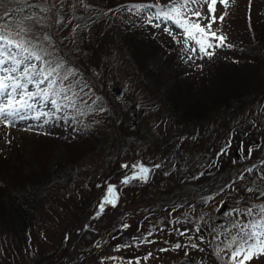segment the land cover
I'll return each mask as SVG.
<instances>
[{"label":"trees","instance_id":"obj_1","mask_svg":"<svg viewBox=\"0 0 264 264\" xmlns=\"http://www.w3.org/2000/svg\"><path fill=\"white\" fill-rule=\"evenodd\" d=\"M146 3L169 0H28L31 7L4 0L0 14L23 9L12 13L17 22L33 16L24 21L33 42L42 44L53 67L63 62L61 77L72 73L62 84L83 123L64 137L68 159L53 170L54 128L14 133L13 148L35 143L39 169L30 174L0 154V264L139 262L150 257L140 247L148 240L161 242L156 254L166 249V264H231L225 245L239 232L233 225L259 219L253 206L264 204V13L236 9L225 22L232 47L217 48L185 76L175 70L165 92L160 73L146 62L163 55L164 65L173 67L184 36L129 10ZM114 84L122 88L124 105L113 99ZM132 137V156L122 163ZM175 151L195 156L203 174L187 175L181 159L164 166L165 155ZM138 165L151 166L147 179L125 183ZM122 173L128 177H121L115 204L95 210L90 202L102 193L100 175ZM98 217L107 224L92 225Z\"/></svg>","mask_w":264,"mask_h":264},{"label":"snow or ice","instance_id":"obj_2","mask_svg":"<svg viewBox=\"0 0 264 264\" xmlns=\"http://www.w3.org/2000/svg\"><path fill=\"white\" fill-rule=\"evenodd\" d=\"M27 6L28 0H18ZM4 0H0V8L3 7ZM235 3V0H203V4L207 5V15H205L199 8L193 9L191 5L200 4L201 0H169L168 5L160 4H133L129 10L135 9L136 14L149 8H156L157 11L153 14L157 20L171 21L179 29L182 30L184 39L182 41L184 48L182 51L189 53L188 59L193 57L203 59L205 56L211 59L215 55L217 48L228 47L227 36L224 35L220 29H214L213 25L225 21L228 15L227 9ZM217 4L224 7L225 11L217 15ZM251 0H249V8H251ZM22 11L23 9H8L0 14V125L5 127L14 126L16 120L26 119L23 115L24 109H31L33 107L28 101L34 96L43 95L45 99L48 98L49 91L53 95H59L61 92H67L69 89L63 86L62 81L67 80L72 73L69 71L61 77V69H63V62L56 63L52 66V61L45 59L48 55L42 44L34 43L31 36L32 32L30 26L26 27L24 21H31L33 16H24L19 22L12 18L14 11ZM43 11H48L44 9ZM193 17L195 19H193ZM7 18V19H6ZM206 20L207 23H202ZM152 22V16L148 17V23ZM154 27L159 28L160 24L156 23ZM170 35L172 32L169 28H165ZM175 38V37H174ZM44 40H50L48 36H44ZM180 43L181 41H177ZM199 54V55H198ZM32 60L41 62L38 68L36 64L31 63ZM28 61L29 63H25ZM10 65V66H6ZM21 65H24L21 70ZM22 78L27 83H34L39 87V84L48 81V90L43 92H29L27 91V83L21 82ZM61 80V84L57 87V80ZM23 89L24 91H18ZM65 100H71L72 97L65 96ZM53 105L57 101H51ZM67 107H74V104L66 105ZM47 115V114H43ZM39 119V115L36 117ZM48 121L45 120V123ZM10 143V141H9ZM138 173L130 178L125 179V183L129 179H147L149 169L143 165H138ZM250 171V169H249ZM111 198L106 199V203L115 204L116 190L114 186L108 189ZM264 195V193H261ZM258 207V220H254L250 224H234L233 227H238L239 232L232 236L226 243L225 247L229 250V259L231 264H247L248 261L254 257L264 255V204ZM104 205L101 204L100 211H103ZM249 216L253 215V208L246 209ZM127 227V225H125ZM196 247V245H192ZM176 248L181 245H175ZM166 251V249H162ZM223 251V249H220Z\"/></svg>","mask_w":264,"mask_h":264},{"label":"rangeland","instance_id":"obj_3","mask_svg":"<svg viewBox=\"0 0 264 264\" xmlns=\"http://www.w3.org/2000/svg\"><path fill=\"white\" fill-rule=\"evenodd\" d=\"M152 1V0H149ZM154 1H163V0H154ZM151 4V3H146ZM201 7L200 4L191 5L193 9L199 8L205 15H207V5L203 4V0H201ZM251 8H249V0H235V3H232L231 6L227 9L228 15L225 17V21L221 25L220 23H216L213 25L214 29H220L221 32L226 35V30L228 29L225 26V22L234 16L236 9H239L241 14H263L264 13V0H251ZM225 11L224 7L220 4H217V15L223 13ZM155 13L154 8H149L141 11L139 14H136L139 18L145 19L148 23V17L152 16V22L156 19L153 15ZM194 18V17H193ZM195 19V18H194ZM151 22V23H152ZM202 23H207L206 20H203ZM159 24L162 28H169L174 35L182 34V30L179 29L176 25H174L171 21H164L159 20ZM227 36V35H226ZM184 48V47H183ZM182 48V49H183ZM179 52L177 57V64L173 67H168L164 65V56L163 55H156L150 57L146 64L147 66L152 69L153 71H158L160 73V82H161V89L165 92L169 91L174 83V78L172 74L175 70H179L182 72V76H185L186 71H190L193 69L199 68L203 59H199L197 57H193V59L189 60L188 55L184 51ZM199 55V54H198ZM26 64L29 63L28 61L25 62ZM31 63L36 64L39 68L41 66V62L32 60ZM10 66V65H6ZM24 65H21V70L23 69ZM143 77H145V70L141 72ZM21 82L27 83L26 80L22 78ZM61 81L57 80V87H59ZM115 85V84H114ZM112 85V86H114ZM110 86V88L112 87ZM48 81L39 84L37 87L34 83H27V91L29 92H43L48 90ZM18 91H24L23 89ZM114 95V94H113ZM70 95L67 92H61L58 96L53 95L52 91H49L48 98L45 99L43 95L34 96L28 102L33 105L31 109H24L23 115L26 116V119L23 120H16L14 122V126L12 127H5L0 125V154L5 159L10 160V165H14L19 170H22V174H30L32 171H36L39 169L38 164L34 160L32 154L35 148L34 141L32 142L31 139L25 140L20 145H17L13 148V136L14 133H26L28 136L32 134H42L45 132L50 131L51 129H56L59 135V139L56 141V146L54 147L53 154L49 161V170H53L57 162L64 161L68 159L67 151L63 147V139L65 136L69 135L68 133L73 132L79 124L83 123V118L81 115L78 114L75 107H67L66 105L74 104L73 99L65 100L64 97ZM123 93L116 96L114 95V101L118 102L119 104L124 105L125 98H121ZM128 96V95H127ZM55 99L57 101L56 105H53L51 101ZM47 114V115H43ZM39 115V119L36 117ZM120 119V116H118ZM117 118V119H118ZM45 120L48 122L45 123ZM117 123H115L116 125ZM10 141V143H9ZM34 143V144H33ZM135 143L134 137L128 138L126 142V147L121 154V162L126 163L130 160L132 156V149ZM34 146V147H33ZM17 150V151H16ZM120 157V155H119ZM19 158L23 161V164H19ZM181 159L183 162V168L185 173L189 175L195 174H203L198 172V161L195 156H188L181 151L170 152L165 155V158L162 161L164 166L171 164L172 162ZM14 162V163H13ZM203 165V164H202ZM19 166V167H18ZM149 170L151 166H146ZM138 171V168H137ZM179 174V173H178ZM127 174H109L105 176L101 174L98 178L99 183L102 186V193L99 195L100 198H95L91 201V204H95L94 209L96 210L103 204L105 206L106 199L111 198L109 196L108 189L110 186H114L116 193L119 184L121 183V177L123 178ZM106 177H108L106 179ZM128 177V175H127ZM124 179V178H123ZM125 180V179H124ZM119 181V182H118ZM31 187V184H29ZM90 205V204H89ZM223 211V210H222ZM99 224L100 226H104L107 224V219L104 217H98L93 222V224ZM168 235L162 237L161 239H166ZM167 240V239H166ZM168 241V240H167ZM141 249L144 251H149V259L148 260H140L139 262L128 261L126 259H118L117 261L114 260L111 264H158V262H163L166 264V260L168 259V255H164L165 252H161V254H156V251H159V247L162 248L161 242L158 241L154 243L153 241H147L140 245ZM64 248V247H63ZM67 251V249H65ZM153 251V252H152ZM171 251V249H168ZM63 252V251H62ZM127 253H129L127 251ZM64 253L62 258H64ZM254 260L264 261V255H260L258 257H254ZM156 261V262H155Z\"/></svg>","mask_w":264,"mask_h":264},{"label":"water","instance_id":"obj_4","mask_svg":"<svg viewBox=\"0 0 264 264\" xmlns=\"http://www.w3.org/2000/svg\"><path fill=\"white\" fill-rule=\"evenodd\" d=\"M112 91L116 94V95H119V94H121V88L120 87H118V86H114V87H112ZM225 209V206H223L222 207V210H224ZM70 236H71V230H69L68 231V233H67V236H66V240H65V243H66V247H67V245H69V242H70ZM66 249V248H65ZM92 251V250H91ZM90 251V252H91Z\"/></svg>","mask_w":264,"mask_h":264}]
</instances>
